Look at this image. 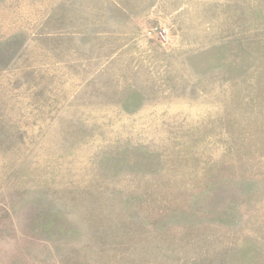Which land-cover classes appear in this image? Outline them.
<instances>
[{
	"label": "rangeland",
	"instance_id": "rangeland-1",
	"mask_svg": "<svg viewBox=\"0 0 264 264\" xmlns=\"http://www.w3.org/2000/svg\"><path fill=\"white\" fill-rule=\"evenodd\" d=\"M0 264H264V0H0Z\"/></svg>",
	"mask_w": 264,
	"mask_h": 264
}]
</instances>
